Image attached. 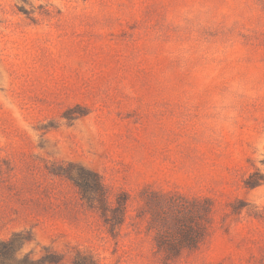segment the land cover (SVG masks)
Instances as JSON below:
<instances>
[{"label":"rangeland","instance_id":"rangeland-1","mask_svg":"<svg viewBox=\"0 0 264 264\" xmlns=\"http://www.w3.org/2000/svg\"><path fill=\"white\" fill-rule=\"evenodd\" d=\"M45 264H264V0H0V242Z\"/></svg>","mask_w":264,"mask_h":264},{"label":"trees","instance_id":"trees-1","mask_svg":"<svg viewBox=\"0 0 264 264\" xmlns=\"http://www.w3.org/2000/svg\"><path fill=\"white\" fill-rule=\"evenodd\" d=\"M0 264H45V260H31L28 257L17 259L14 243L11 240L0 242ZM73 264L87 263L74 261Z\"/></svg>","mask_w":264,"mask_h":264}]
</instances>
